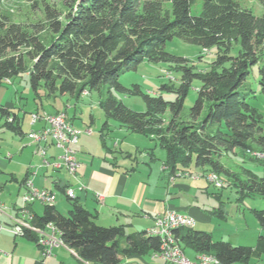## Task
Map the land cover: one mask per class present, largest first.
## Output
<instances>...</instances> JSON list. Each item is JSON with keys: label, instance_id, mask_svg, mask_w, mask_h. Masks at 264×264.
I'll return each mask as SVG.
<instances>
[{"label": "trees", "instance_id": "1", "mask_svg": "<svg viewBox=\"0 0 264 264\" xmlns=\"http://www.w3.org/2000/svg\"><path fill=\"white\" fill-rule=\"evenodd\" d=\"M62 1L66 13L46 3L45 20L28 27L14 22L0 7V85L29 73L40 102L80 98L85 92L97 91L106 116L103 132L114 121L150 138L165 151L163 166L171 176L193 167L235 181L241 200L254 195L264 198V176L244 169V178H240L221 161L236 150H258L264 157V118L250 103L256 92L248 84L253 68L259 65L264 95V0H259L261 16L237 0ZM199 2L201 10L195 14L193 8ZM174 39L205 50L217 48L218 56L209 70L199 71L187 58L166 51ZM235 45L239 52L233 56ZM143 62L168 64L181 74L174 101L144 93L138 85L129 89L120 83L122 75ZM195 81L200 83L197 100L189 118L181 120ZM114 92L141 97L147 110H131ZM168 110L171 119L166 125ZM11 113L0 107L1 116L8 118L5 127L22 136V127ZM213 125L216 129L210 131ZM69 200L73 207L67 214L47 206L33 224L41 228L54 225L80 264H121L124 258L155 255L161 250L158 237L148 232L126 235L121 227L99 226L76 199ZM253 213L264 229V210ZM174 234L185 252L211 255L218 264H249L255 254L251 247L215 241L208 232L185 229ZM24 237L37 242L31 232Z\"/></svg>", "mask_w": 264, "mask_h": 264}, {"label": "crops", "instance_id": "2", "mask_svg": "<svg viewBox=\"0 0 264 264\" xmlns=\"http://www.w3.org/2000/svg\"><path fill=\"white\" fill-rule=\"evenodd\" d=\"M81 97L72 98L79 101ZM66 98L67 96L55 100L43 99L42 102L36 100L32 112H24L23 117L12 112L13 109L9 105L5 107L12 112V119L13 115L17 117V122L23 130L22 136L14 133L20 137L23 145L20 159L23 158L27 149L31 154V159L26 162L13 163V156H9V163L0 160V199L5 206L4 214L0 215V264L81 263L77 254L66 246L55 248L50 257L44 258L37 242L22 235L17 236L10 231L16 220L21 217L31 224L28 218L21 216L20 211L23 207L22 198L26 193L24 183L28 178L32 180L36 189H49L57 195L56 209L59 212L67 214L72 209L73 205L65 194L66 188H72L75 190L78 203L95 217L94 220L99 226L121 227L126 235L148 232L155 227L156 218L165 215L169 210L193 217L196 220V226L200 220L206 219L205 209L199 197L204 190L208 193V187L203 183L207 179L204 171L192 167L171 176L169 171L162 166L156 181L152 182L151 164L156 159L155 152L159 147L155 142L148 137L138 139L146 146H149L150 142L155 145V148L149 151V156L142 155V161H145L142 163L138 162L137 158L132 159L123 151H117V142L108 144L103 129L101 130L102 145L100 147L97 145V138L93 137L92 127L95 126L93 116L90 124L79 126L77 125L79 119L76 105L74 116L70 113V106L64 105L65 107L57 108V101ZM37 112L49 114L64 112L74 128L82 132L78 144L74 147L80 163L76 175H70L64 169L53 167V164L61 163V149L50 144L46 146V155H43L41 147L32 144L28 139L27 135L32 130L41 127L40 124L32 125L31 123V115ZM0 118L5 120L2 127L6 128L5 123L8 118L5 116H0ZM117 126L128 138L130 131L118 123ZM87 127L92 130L91 136L85 133L88 130ZM109 129L106 132L109 133ZM148 157H151V161ZM45 160L50 163L49 166L44 165ZM207 182L209 184L208 179ZM82 187H85L84 190ZM29 208L35 219L44 215L45 206L39 202ZM146 256H149L155 264H165L152 253ZM146 256L124 258L121 264H152L144 259Z\"/></svg>", "mask_w": 264, "mask_h": 264}, {"label": "rangeland", "instance_id": "3", "mask_svg": "<svg viewBox=\"0 0 264 264\" xmlns=\"http://www.w3.org/2000/svg\"><path fill=\"white\" fill-rule=\"evenodd\" d=\"M237 1L244 7L251 9L256 16L262 15L263 11L259 0ZM46 3L51 7H57L63 14L68 11L64 7L62 0H0V7L11 16L14 22L28 27L45 20L44 5ZM200 10L201 2L193 8V13L197 14ZM166 51L175 56L187 58L191 65H194L199 71L209 70L212 62L218 56L217 48L205 50L201 47L184 43L179 39L169 42L166 46ZM238 52L239 47L235 45L232 55L236 56ZM27 64L29 67L32 66V62L29 59H27ZM120 83L129 89H132L134 85H138L144 93L158 94L167 101H174L176 96L173 92L179 90L181 86V74L175 70V67L168 64L143 62L136 70L122 75ZM248 84H251L256 92L250 103L264 118V95L261 92L259 84V65L253 68L252 75L248 78ZM163 86H168V89H163ZM199 87L200 83L195 81L186 100L181 120L189 118L190 109L194 106L198 97L197 91ZM114 95L131 110L140 113L147 110L143 99L139 96L125 95L117 92H114ZM66 99L58 100L57 108L65 107L66 105L70 106V113L74 116V106L76 105L78 107L77 118L79 119L77 120V125L79 126L90 124L91 117L93 116L95 118V126L92 127L94 131L93 137L97 138V145L101 147V130L106 122V116L100 107L99 93L97 91L85 92L79 101L73 99L71 96H67ZM35 101L36 95L30 84L29 73H25L17 79L4 82L0 85V105L2 107L9 105L13 109L12 112L19 114L21 117L24 116V112H32L35 107ZM164 119L165 124L168 125L171 119L170 110L166 112ZM4 122L5 120L0 118V160L9 163L8 157L13 156V163L30 161L31 154L28 149L23 154L24 159H20V151L23 147L20 137L2 127ZM109 125L110 132L104 131L107 138L106 142L110 143V145L117 142V151L129 154L132 159L137 158L140 163L145 162L142 161V155L149 156V151L153 150L155 145L150 142L149 147L138 140L147 139L145 138L146 136L141 134L129 132V137L127 138V136L121 133L118 128L119 126L114 121H110ZM215 129L216 125H213L210 131H214ZM146 150L148 151L144 152ZM155 156L156 159L151 164L153 168L152 182H155L160 174L166 153L158 147ZM26 157L28 158L25 159ZM149 159L151 161V157H148ZM221 161L240 178H244V169L252 171L259 177L264 176V157L258 153V150L251 153L236 150L234 153L224 155ZM140 168L142 169V167ZM216 177L218 180L213 182L220 184L219 186H214L210 178H208L209 184H207V179L203 181L208 187V193L205 190L203 191L204 193L200 191L199 197L205 209L206 219L200 220L195 229L211 233L215 241L228 242L233 246L253 248L255 254L249 264H264V245L260 247V237L264 236V229L259 226L253 213L254 210H264V198L254 195L241 200L235 181L228 179L224 175L220 176L221 179L218 175ZM186 255L191 260H196V254L192 250H187ZM144 259L148 263L155 264L149 256L144 257Z\"/></svg>", "mask_w": 264, "mask_h": 264}, {"label": "built area", "instance_id": "4", "mask_svg": "<svg viewBox=\"0 0 264 264\" xmlns=\"http://www.w3.org/2000/svg\"><path fill=\"white\" fill-rule=\"evenodd\" d=\"M59 113L49 114L46 112H37L31 115L32 125L40 124L39 129L32 130L28 135V139L32 144L38 145L42 149V154L46 155V146L53 144L57 148L62 150L61 163L53 164L56 169H64L70 175H76L80 163L77 158V151L74 147L78 144L79 137L82 134L81 131L74 128L68 118V125H61L59 120ZM86 134L92 135V132L85 131ZM45 166H49L50 163L45 160ZM207 178L212 179L214 186H219L218 183L213 182V173H208ZM26 193L23 195V207L20 211L24 214L25 218H28L31 222V233L37 234V243L42 250V256L44 258L50 257L52 251L55 248L60 247L57 242V234L55 232H48V225L44 227H38L33 224L35 221L34 215L30 211V206L34 203H41L45 207L56 206L57 195L49 189H36L31 179H27L24 183ZM85 187H82L84 190ZM65 194L68 199H76L75 190L72 188H66ZM100 198V197H99ZM5 206L0 199V215L4 214ZM52 225V224H51ZM196 220L188 215H183L175 210H169L165 215L156 218L155 227L148 231L150 236L158 237L162 241V247H166L165 255H155L164 261L165 264H208L206 260L196 259L195 261L180 254L169 238L170 228H177L180 230L195 229ZM10 231L21 236V230L14 225L10 228Z\"/></svg>", "mask_w": 264, "mask_h": 264}, {"label": "bare ground", "instance_id": "5", "mask_svg": "<svg viewBox=\"0 0 264 264\" xmlns=\"http://www.w3.org/2000/svg\"><path fill=\"white\" fill-rule=\"evenodd\" d=\"M59 120L61 125H68V117L67 114L62 112L59 113ZM89 132H92V130H89ZM208 179V178H207ZM210 180L212 181V179L210 178ZM218 180L216 175L213 176V181ZM220 185V184H219ZM21 216H24V214L21 212ZM25 217V216H24ZM25 219V218H24ZM16 228L21 230V235L24 236V234L26 232H31V224L27 223L25 220H23V217H21L20 219L16 220L15 222ZM179 231L177 228H170L169 230V238L172 242L173 247H175V249L180 252V254L184 255L187 257L186 252L184 251L183 247L177 242L176 237H175V232ZM48 232H55V234H57V242L59 244V246H65L62 239L60 238V235L58 233V231L56 230V228L54 227V225L48 224ZM37 236V234H35ZM166 254V247H161V250L156 253L155 255H165ZM196 259L199 260H206L208 262V264H218V260L211 256V255H198L196 257Z\"/></svg>", "mask_w": 264, "mask_h": 264}]
</instances>
